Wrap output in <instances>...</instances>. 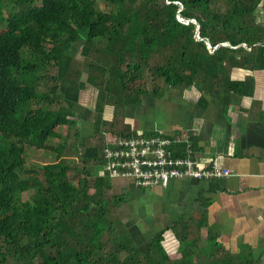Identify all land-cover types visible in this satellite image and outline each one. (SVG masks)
<instances>
[{"label":"trees","instance_id":"obj_1","mask_svg":"<svg viewBox=\"0 0 264 264\" xmlns=\"http://www.w3.org/2000/svg\"><path fill=\"white\" fill-rule=\"evenodd\" d=\"M263 2L0 0V264H260L252 254L227 251L206 214L197 224L160 230L146 252L126 225L124 233L105 241L110 203L128 198L109 195L110 179L103 173L77 175L79 169L63 153L67 139L58 146L48 142L63 137L58 128L82 121L67 103L56 101L54 108L70 76H84V83L98 90L104 107L93 124L100 152L104 132L117 135L103 128L108 109L139 105L144 95L160 97L168 87H196L226 112L233 95H250L252 86L231 80L227 69H264V26L257 23ZM205 40L213 48L232 47L212 53ZM77 46L83 60L95 54L103 63H88V73L76 69ZM157 55L161 58L152 65ZM49 70L56 74L49 76ZM46 79L55 84L42 92ZM114 97L115 105L108 102ZM198 103L209 102L201 96ZM78 145L76 140L72 152ZM29 147L55 154L56 161L27 168ZM95 160L101 169V159ZM25 193H31L28 199ZM204 229L208 236L200 246Z\"/></svg>","mask_w":264,"mask_h":264},{"label":"crops","instance_id":"obj_2","mask_svg":"<svg viewBox=\"0 0 264 264\" xmlns=\"http://www.w3.org/2000/svg\"><path fill=\"white\" fill-rule=\"evenodd\" d=\"M257 23L264 26V2ZM227 74L252 86L250 95H233L226 112L196 87H168L160 97L147 94L139 105L125 106L124 127L109 130L117 136L134 132L188 136L200 163L217 162L231 171L222 179H175L165 187L137 188L125 180L128 185L115 188L110 180L109 195L129 199L130 204L127 200L120 204L129 209L126 225L140 249L149 247L160 230L179 222L197 224L206 214L227 251L252 254L264 264V69L228 68ZM201 96L209 103L200 106ZM93 123L90 134L96 136ZM98 145L93 148L95 159H101ZM97 169L102 173L100 166ZM202 236H208L206 229Z\"/></svg>","mask_w":264,"mask_h":264},{"label":"rangeland","instance_id":"obj_3","mask_svg":"<svg viewBox=\"0 0 264 264\" xmlns=\"http://www.w3.org/2000/svg\"><path fill=\"white\" fill-rule=\"evenodd\" d=\"M101 9H107L105 3L102 1L98 2ZM5 13L6 10H5ZM79 46L76 47V52H74L75 57V68L84 71V72H90V68L87 66L88 63H97L102 64L103 61H97L98 59H101L102 57L93 55L90 58H87L85 60L82 59L79 51ZM157 57L161 58L160 56H155L151 59V64L155 65L157 63ZM163 62V61H162ZM96 73V71H95ZM47 74L49 76H53L56 74V70H49L47 71ZM72 78H69L65 82H63V85L61 89L59 90V93L57 96H55V104L54 108H57L60 103H67L71 106V109L73 112L78 116V118H81L82 121L80 123H77V125L71 129H68L66 126H62L57 129V131L63 136V137H56L53 139H50L48 142L49 144L53 146H58L60 143H63L65 139H67V143L65 145L64 155L67 156V160L70 163V165L77 167L79 170L77 172V175L80 176H86L89 172H96L98 171L97 167L100 166V161L95 160L93 150L95 144H98L99 142V135L98 136H92L90 133L93 132V128L91 127V124L93 123V120L96 118L99 108L104 107L100 104V98L98 97V90L94 87L89 86L88 84L84 83L83 80H85L84 76L82 77L83 80H78L75 78V76H70ZM42 85H40L39 90L44 92L51 86L55 84L53 80H44ZM148 88L151 89L152 85L149 84ZM114 97L112 100L110 99L108 101L109 103H112L115 105V99ZM100 101V102H99ZM106 101V102H107ZM103 102V101H102ZM104 103V102H103ZM46 105L47 103H42ZM53 107V106H52ZM124 107L121 105H117L116 107L113 106V108L108 109L105 113V124H103L104 130H111L112 128L116 129L117 132L122 127H124V118L123 116ZM89 124V126L87 125ZM114 125V127H113ZM78 133V134H77ZM92 136V137H91ZM82 137H85L84 143H80L82 141ZM81 138V139H80ZM79 141V150L77 153L72 152V149L74 148V142ZM28 154L26 158V166L27 168H33L35 166H42L44 164L53 163L56 161L55 154L51 152H47L44 149H37L35 147H29L27 149ZM80 152V154H79ZM91 181H94V176L91 175L89 177ZM113 186L115 188H120L123 186H126L128 184L125 180H114ZM113 193V192H111ZM31 193H25L24 199H28ZM113 193L112 195H114ZM127 202L130 204L129 199H127ZM121 205L118 202V199H114L113 203H110V214L107 219V223L109 228V232L106 234L105 241H108L109 238H114L118 233H124V229L127 226L126 222L131 219L130 212L127 207V209H122ZM126 225V226H125ZM165 225V224H163ZM128 229V228H127ZM112 233V236L110 235ZM123 236V234H121ZM198 232L194 231L193 237L197 236ZM202 241L199 242V245L201 246L204 242H206L207 237L202 236ZM175 242L176 239L172 238ZM168 241V240H167ZM170 241V240H169ZM168 241V242H169ZM167 242V243H168ZM112 244L109 243V246ZM140 249V248H139ZM142 252H146L148 250V246L143 247L140 249ZM9 264H21L16 261L11 260Z\"/></svg>","mask_w":264,"mask_h":264},{"label":"built area","instance_id":"obj_4","mask_svg":"<svg viewBox=\"0 0 264 264\" xmlns=\"http://www.w3.org/2000/svg\"><path fill=\"white\" fill-rule=\"evenodd\" d=\"M102 173L110 180H129L137 188L167 186L175 179L213 180L231 175L217 162L200 163L188 136H113L104 132L101 150Z\"/></svg>","mask_w":264,"mask_h":264},{"label":"water","instance_id":"obj_5","mask_svg":"<svg viewBox=\"0 0 264 264\" xmlns=\"http://www.w3.org/2000/svg\"><path fill=\"white\" fill-rule=\"evenodd\" d=\"M180 19V21H182L183 19L182 18H179ZM188 23V22H187ZM194 23L197 25V36H198V39L199 40H203V39H201V37H200V26H199V23L196 21V20H194ZM205 42H206V45H207V47H208V49L213 53L214 51H216L219 47H221V46H227V47H232L229 43H222V44H219L218 46H216L215 48H213V46H212V44L208 41V40H205ZM241 46H244V47H247V45L246 44H243V45H241ZM240 46H237V47H233V48H239Z\"/></svg>","mask_w":264,"mask_h":264}]
</instances>
